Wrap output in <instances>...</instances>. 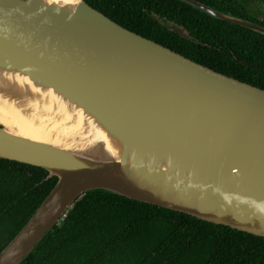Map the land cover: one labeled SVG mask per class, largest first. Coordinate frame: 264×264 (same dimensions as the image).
I'll use <instances>...</instances> for the list:
<instances>
[{
  "label": "water",
  "instance_id": "water-1",
  "mask_svg": "<svg viewBox=\"0 0 264 264\" xmlns=\"http://www.w3.org/2000/svg\"><path fill=\"white\" fill-rule=\"evenodd\" d=\"M180 1L264 37L261 25ZM42 96L98 140L67 148V139H38ZM0 100L33 135L0 120V159L57 178L0 264H21L95 190L264 238V90L131 32L84 0H0ZM46 126L41 133L54 139Z\"/></svg>",
  "mask_w": 264,
  "mask_h": 264
},
{
  "label": "trees",
  "instance_id": "trees-1",
  "mask_svg": "<svg viewBox=\"0 0 264 264\" xmlns=\"http://www.w3.org/2000/svg\"><path fill=\"white\" fill-rule=\"evenodd\" d=\"M84 1L131 32L264 90L259 33L180 0ZM196 1L264 27V0ZM165 24L182 27L189 38ZM47 176L39 167L0 159V252L54 187L57 178ZM21 264H264V238L95 190L76 200Z\"/></svg>",
  "mask_w": 264,
  "mask_h": 264
},
{
  "label": "bare ground",
  "instance_id": "bare-ground-1",
  "mask_svg": "<svg viewBox=\"0 0 264 264\" xmlns=\"http://www.w3.org/2000/svg\"><path fill=\"white\" fill-rule=\"evenodd\" d=\"M42 98L44 99L43 106H39V111L36 113L38 118L37 123L40 120L41 126H36L38 132V139L41 141H48L51 143H56L62 139H67L65 147L67 148H82L89 146L93 141L98 140V136L88 129L82 122L80 118L74 117L70 110L66 109L65 106L58 103L56 100H47L48 96ZM44 114V116H42ZM0 120L9 128H12L16 134L21 136H29L33 138V135L28 133V124L21 118L19 120V115L14 111L12 106L4 100H0ZM46 126L45 130L48 131L49 135L55 136L54 139L45 137L40 129ZM62 128V133L60 131H54ZM65 128V129H64ZM32 130V128H30ZM64 130H68L71 133V137L64 133ZM66 132V131H65ZM36 136V135H34Z\"/></svg>",
  "mask_w": 264,
  "mask_h": 264
},
{
  "label": "flooded vegetation",
  "instance_id": "flooded-vegetation-1",
  "mask_svg": "<svg viewBox=\"0 0 264 264\" xmlns=\"http://www.w3.org/2000/svg\"><path fill=\"white\" fill-rule=\"evenodd\" d=\"M217 11V10H216ZM264 11V10H263ZM219 12V11H218ZM262 12V11H261ZM264 13V12H263ZM261 18L260 16L258 17V19ZM251 22V21H250ZM254 23V22H253ZM257 24V23H256ZM168 25H172V24H168ZM259 25V24H258ZM165 26V25H164ZM176 26V25H175ZM178 28H182V27H178ZM183 29V28H182Z\"/></svg>",
  "mask_w": 264,
  "mask_h": 264
},
{
  "label": "rangeland",
  "instance_id": "rangeland-1",
  "mask_svg": "<svg viewBox=\"0 0 264 264\" xmlns=\"http://www.w3.org/2000/svg\"><path fill=\"white\" fill-rule=\"evenodd\" d=\"M248 9H250V10H252V11H253V8H252L250 5H248Z\"/></svg>",
  "mask_w": 264,
  "mask_h": 264
}]
</instances>
